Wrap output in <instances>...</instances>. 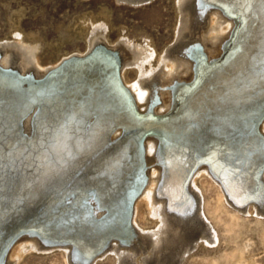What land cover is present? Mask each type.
Wrapping results in <instances>:
<instances>
[{"label":"bare ground","instance_id":"obj_1","mask_svg":"<svg viewBox=\"0 0 264 264\" xmlns=\"http://www.w3.org/2000/svg\"><path fill=\"white\" fill-rule=\"evenodd\" d=\"M117 1L137 4L148 0ZM213 3L216 6L209 8ZM171 5L170 43L160 49L147 37H125L124 26L119 27L118 38L109 41L110 10L100 7L96 13L85 12L74 24L71 22L83 39L81 52L51 53L54 56L45 58L36 54L40 38L25 35L19 26L21 10L10 16L6 41L0 42V67L16 69H0V251L8 243V236L12 239L28 231L23 224L29 202L51 200L68 186L84 193L96 192V200L102 202V207L98 206L108 212L102 220H96L104 212H93L91 201L85 202L86 212H76L84 213L87 222L81 220L86 227H77L84 232L80 235L75 231V237L91 239L93 245L84 254L96 252L99 243L111 236L129 241L127 247L124 241H111L90 264L107 254L111 264H183L198 242L214 244L221 236L231 243L244 239L241 233L249 232H256L264 246V222L251 225L239 217L261 210L264 215V0H234L231 4L202 0L201 5L196 0H171ZM224 12L234 18L225 17ZM232 29L231 42L223 48ZM196 43L200 50L187 49ZM97 45L102 47L87 59L65 64L40 83L34 81L63 59L82 57ZM186 53L195 60L194 70ZM221 54L229 59L227 63L206 64ZM118 61L120 83L111 68ZM235 65L253 80L235 70ZM129 68L131 78L127 77ZM25 74L29 76H21ZM86 77L90 82L84 84ZM193 79L188 85L175 83L170 90L153 91L156 86L151 87L153 83L164 87ZM128 95L137 101L139 111L154 104L153 95L160 105L152 114L171 108L163 118L150 115L152 123L145 128L149 127L157 139L148 137L142 143L143 161L133 140L110 143L119 134L114 132L109 138L118 121L114 120L115 104L129 110ZM33 105H37V112L33 118L30 114L23 126L28 134L32 118V137L27 138L20 120ZM249 115L257 120L254 139L250 138L246 146L248 151L253 144L250 159L227 162L230 140L225 136L209 139L224 132L216 126ZM142 162L145 168L148 166L146 184L135 200L131 220L126 222L125 206L137 193L142 178L140 173L135 177L133 173L138 164L139 168L143 166ZM201 177L202 183L215 192L210 201L204 199ZM77 219L75 215L71 222ZM43 231L41 236L45 237ZM46 244L31 233L19 236L7 250L3 264H20L29 252H49ZM249 244L245 238L242 246ZM53 248L61 262L78 264L71 257V246ZM234 256V250L224 251L218 259L228 264ZM247 264L254 262L248 259Z\"/></svg>","mask_w":264,"mask_h":264},{"label":"rangeland","instance_id":"obj_2","mask_svg":"<svg viewBox=\"0 0 264 264\" xmlns=\"http://www.w3.org/2000/svg\"><path fill=\"white\" fill-rule=\"evenodd\" d=\"M100 7L110 10V30L107 35L109 41H115L118 38L119 27L124 26L125 37L129 36L130 39L147 37L152 40L157 49L170 43L169 35L173 17L171 0H148L137 4L117 0H0V42L6 41L5 35H7L13 13L21 10L22 16H19L20 22H18L24 34L37 35L36 37L40 38L37 57L45 58L57 53L70 54L78 50L81 52L83 39L77 33L78 31L73 29L74 20L85 12L96 13ZM27 40L25 38V42L28 43ZM131 69L126 70L129 78L132 77ZM202 179L201 177L199 185L203 190L204 199L210 201L215 192L211 188L208 189L202 183ZM259 213L245 212L239 217L251 225L255 222L263 224V211ZM242 236L250 241L246 248L242 246L245 240ZM240 237L242 238L231 243L226 242L221 236L214 244L198 242L191 253L185 257L183 264H221L218 255L231 250L235 251V256L228 264H247L248 259L253 260L254 264H264V246L258 234L256 232L255 234L249 232L247 235L241 233ZM56 251L51 249L49 252H29L21 259L20 264H66L58 259ZM110 260V255L107 254L98 259L95 264H111Z\"/></svg>","mask_w":264,"mask_h":264},{"label":"water","instance_id":"obj_3","mask_svg":"<svg viewBox=\"0 0 264 264\" xmlns=\"http://www.w3.org/2000/svg\"><path fill=\"white\" fill-rule=\"evenodd\" d=\"M218 61H221L222 63H227V61H229V59L226 61H224L223 59H219ZM235 70H237L238 72L242 71L243 74L245 73V75L247 77L249 76V79L253 80V77H250V74L248 72H245L241 67L236 66ZM22 123L24 124L25 120H23ZM256 125H257V120H256V117L254 115L237 117L236 119L229 120V122H227L226 124H220V125L216 126L217 127V128L215 127L216 129H218V130L220 129V131L223 130L224 132H222L221 135H218V136L216 135L214 138H211L209 140H214L216 138L221 139L225 136L226 138H224V139L230 140V142L228 143L229 144L228 145L229 146L228 154H227L225 161L228 162L231 160H242L243 162H248L250 159V156L252 154L253 144L251 145L250 148H248V151H247L246 146L248 145L247 143H248V140L250 138L252 140L254 139V131H255ZM225 128H227V129L224 130ZM240 149L241 150L244 149L245 153H239L238 151ZM252 203H255V202H252ZM116 240L124 241L126 243L129 242V241L122 239V238L113 237V238L109 239L108 245L110 244L111 241H116ZM123 246L127 247V246H129V244L128 245L123 244Z\"/></svg>","mask_w":264,"mask_h":264}]
</instances>
